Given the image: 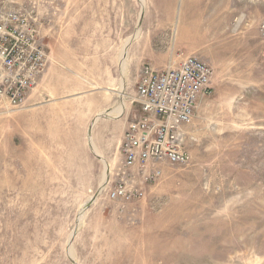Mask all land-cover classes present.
<instances>
[{
	"label": "rangeland",
	"instance_id": "obj_1",
	"mask_svg": "<svg viewBox=\"0 0 264 264\" xmlns=\"http://www.w3.org/2000/svg\"><path fill=\"white\" fill-rule=\"evenodd\" d=\"M2 5L34 11L57 71L25 106H0V264H264V0ZM189 54L213 70L186 129L190 162L163 165L136 202L109 199L114 181L103 173L122 160L119 137L92 141V117L79 116L91 96L64 109L52 90L104 87L106 109L122 79L128 125L142 114L133 100L141 67Z\"/></svg>",
	"mask_w": 264,
	"mask_h": 264
},
{
	"label": "built area",
	"instance_id": "obj_2",
	"mask_svg": "<svg viewBox=\"0 0 264 264\" xmlns=\"http://www.w3.org/2000/svg\"><path fill=\"white\" fill-rule=\"evenodd\" d=\"M35 20L33 10L0 6V106H25L47 69L49 56ZM258 31L264 39V17ZM212 75L211 66L193 54L165 67H141L133 100L142 114L129 122L121 140L122 160L108 172V183L114 181L109 199L136 202L160 179L163 165L190 162L186 129L199 99L210 91Z\"/></svg>",
	"mask_w": 264,
	"mask_h": 264
},
{
	"label": "crops",
	"instance_id": "obj_3",
	"mask_svg": "<svg viewBox=\"0 0 264 264\" xmlns=\"http://www.w3.org/2000/svg\"><path fill=\"white\" fill-rule=\"evenodd\" d=\"M128 44V43H127ZM126 44V45H127ZM127 48V46H126ZM125 48V56L127 55V50ZM57 68V64H54L53 61H51V63L49 64V66L47 67L45 73L43 74V76L41 77L39 84H40V88H47L48 87V83H49V77L52 76V74L55 72V69ZM57 71V69H56ZM72 74H74V72L71 71ZM100 77V76H99ZM104 76L102 75L101 78H103ZM73 85V84H72ZM71 85V86H72ZM60 84L57 82V89H53L52 91H54L53 94L57 93L56 97H54V103L58 106L60 103L63 104L64 109H68L70 107H74V105H71L73 99H76L79 95H87V96H91L88 98V106H85V103L83 104V107L86 108L87 110L85 112L87 113H81L79 116H81L83 118V120L87 117H92L91 119V123L88 126V136L90 137V139L96 143H102V141H108L110 140L111 137H119V143L121 142V139L123 137V134L127 128V118H126V102H125V97L123 94V80H120V85H119V89L117 90V97H118V102L115 106L112 107H108L106 109H104L103 107H100V105L102 103L103 97L105 96V92L107 91L106 89H104V87H98L96 88L97 90H93V91H84V92H80V91H72L69 94L67 93V91H63L60 92ZM60 90V91H58ZM42 92V91H41ZM111 92V91H110ZM31 95L28 96L26 98V103L27 102H31ZM25 103V104H26ZM53 103H51V101H46L45 104L41 105V108L43 109L46 106H49ZM122 104H124V108L123 110H121L119 113H115L114 110H116L118 108V106H121ZM70 106V107H69ZM90 107V109L88 110V108ZM102 108V109H101ZM70 109H74V108H70ZM92 109V111L90 112V110ZM107 109H109V111H107ZM85 109H83L82 111H84ZM105 111V112H103ZM107 111V112H106ZM112 111V112H111ZM104 118V121H101V119ZM109 123L114 124V129L112 128V130H109ZM108 125V126H107ZM96 126H98V130L95 132V129L97 128ZM101 127H103V130H101ZM99 157H102L100 155H98Z\"/></svg>",
	"mask_w": 264,
	"mask_h": 264
},
{
	"label": "bare ground",
	"instance_id": "obj_4",
	"mask_svg": "<svg viewBox=\"0 0 264 264\" xmlns=\"http://www.w3.org/2000/svg\"><path fill=\"white\" fill-rule=\"evenodd\" d=\"M126 42H128V39H127V41ZM125 48H126V44L123 46V48H122V51L124 52V50H125ZM124 66V65H123ZM122 66V69H124V67ZM123 108H124V106L123 105H121V106H118V108L116 109V110H114V112L115 113H119L121 110H123ZM112 112V111H111ZM120 114V113H119ZM105 171H106V173L104 172L103 174H104V177H106V174H107V171H108V168H107V165H106V167H105ZM103 177V178H104ZM105 180V178L103 179V181Z\"/></svg>",
	"mask_w": 264,
	"mask_h": 264
},
{
	"label": "water",
	"instance_id": "obj_5",
	"mask_svg": "<svg viewBox=\"0 0 264 264\" xmlns=\"http://www.w3.org/2000/svg\"><path fill=\"white\" fill-rule=\"evenodd\" d=\"M108 172H109V168H108ZM98 193H99V190L91 197L90 200L87 201L86 205L91 204V202L94 201V199L97 197Z\"/></svg>",
	"mask_w": 264,
	"mask_h": 264
}]
</instances>
